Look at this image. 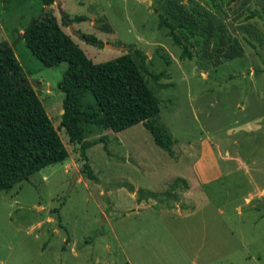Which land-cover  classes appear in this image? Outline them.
<instances>
[{"label": "rangeland", "instance_id": "1", "mask_svg": "<svg viewBox=\"0 0 264 264\" xmlns=\"http://www.w3.org/2000/svg\"><path fill=\"white\" fill-rule=\"evenodd\" d=\"M220 1L59 0L54 15L99 63L125 51L118 49L124 47L121 41L142 48L148 41L173 44L158 26L153 7L159 8L196 62L203 38L190 30L198 32L194 23L205 16L201 7L218 13ZM234 3L223 0L219 9V16L228 12L222 19L237 27L232 58L223 57L206 77L187 58L166 66L158 57L149 69H167L171 76L161 93L154 90L160 99L155 126L176 139L171 154L192 147H185L176 162L142 123L113 131L100 117L78 114L89 146L82 150L72 144L60 124L64 94L58 83L67 63L43 65L22 37L25 27L41 18L43 3L0 0V42L11 45L28 81L47 86L34 89L68 150L64 161L0 191V264H264V12L250 0L233 20L229 7ZM63 14L82 18L65 25ZM244 24L257 30L262 44ZM85 34L103 46L86 41ZM93 104L90 94L80 96L81 110H94ZM201 138L241 158L232 172L204 186L203 200L186 193L178 181L179 174L188 173Z\"/></svg>", "mask_w": 264, "mask_h": 264}, {"label": "trees", "instance_id": "2", "mask_svg": "<svg viewBox=\"0 0 264 264\" xmlns=\"http://www.w3.org/2000/svg\"><path fill=\"white\" fill-rule=\"evenodd\" d=\"M41 1L45 8L41 18L31 21L22 37L43 65L52 67L62 61L67 63L58 87L64 94L60 124L69 141L80 144L82 150L89 146L83 140L77 117L82 114L90 119L100 117L113 131L142 123L152 134L155 144L166 148L168 140L151 121V117L160 111L159 100L150 90L132 55L125 51L110 60L94 63L58 22L54 15L55 0ZM249 1L235 0L234 6L229 7L233 20L240 18ZM257 1L264 12V0ZM221 3L223 0L216 5L218 13L201 7V15L205 16L194 23L198 32L190 30L192 35L198 34L203 38L196 58V65L201 70L214 68L223 61V57L232 58L236 53L231 40L237 27L230 20L222 19L228 17V12L224 17L219 16ZM153 11L157 13L160 24L176 29L163 11L155 7ZM63 16L65 25L82 18ZM243 28L250 35L256 34L262 44V38L253 26L244 24ZM83 38L103 46L94 35L85 34ZM24 80L27 78L13 48L7 42H0V191L5 192L28 180L41 168L68 157V150L34 87L22 84ZM86 93L91 95L95 107L88 112L80 109V96Z\"/></svg>", "mask_w": 264, "mask_h": 264}, {"label": "crops", "instance_id": "3", "mask_svg": "<svg viewBox=\"0 0 264 264\" xmlns=\"http://www.w3.org/2000/svg\"><path fill=\"white\" fill-rule=\"evenodd\" d=\"M53 7L55 8V5ZM157 19H158V26L166 31V34L170 37L174 45L171 42H169V44L166 45V43L162 41L160 42L148 41L146 47L142 48V47H134L131 45V43H126L124 41H121L123 43L122 46H124L123 49H125V51H128L132 55V57L138 64L150 90L154 94L156 93L155 91L161 93L162 88L167 87L170 84L169 82H167L166 79L170 80L171 77L167 69L159 70L157 72L149 71V69H151V64L156 62V58L162 57L163 59L162 62L166 66H169V64L173 61V59L174 61L181 63L182 59L187 58L192 60V62L196 63L194 56L192 55L189 48L186 45H184L186 43L183 41L182 37L178 35V32L172 30L170 27L160 24L158 16ZM167 47L169 51L167 50ZM150 49L152 51H150ZM125 51H122V53ZM192 67H194L193 63H192ZM207 71L208 70H201V75L203 77H206L208 73ZM205 72H206V76H204ZM150 84H152L153 86H150ZM158 100L160 102L159 98ZM157 114L151 117V121L153 124L157 117ZM155 122L157 123V121ZM156 123L154 125H157ZM241 127L244 130L251 129L250 127L248 128L240 125L237 126V129H240ZM159 128L163 133V137L168 140L166 149L169 151L174 144L176 145V139L173 137L172 134L166 133L162 125H159ZM253 128H257V126H254ZM185 147L188 149L192 148L191 145L188 147L187 146H182L181 148L177 147L178 150L177 149L176 150L178 154H176L175 152L174 154H171L169 151V154L171 155L174 161L177 162L178 156H181V154L184 151L183 149ZM179 149L182 150L180 151ZM195 149H197L196 156L190 162L188 173L179 174L178 181H180L181 183V188L183 186V189L187 191L186 193H189V195L194 196L196 199L199 198L200 200L201 199L203 200L206 198L204 193V186L210 183L217 182L222 178H224L227 174L232 172V166L239 165L241 162V158L239 157V155H232L230 150L226 146L224 145L221 146L218 143H214L209 138H201L200 144L196 145ZM232 162H235V164H233ZM152 191L154 192V190H148L147 193L153 194ZM253 191L254 190L252 189V191L251 190L248 191L247 194H250V192ZM135 195H137V193L133 191L131 196L135 198L136 197ZM196 201L197 200H195V202ZM181 205L182 204H180V202L179 204H177V208L179 207L178 210L180 211L182 210L180 207ZM193 209H191V211H193Z\"/></svg>", "mask_w": 264, "mask_h": 264}, {"label": "water", "instance_id": "4", "mask_svg": "<svg viewBox=\"0 0 264 264\" xmlns=\"http://www.w3.org/2000/svg\"><path fill=\"white\" fill-rule=\"evenodd\" d=\"M142 1H144V2H148V1H150V0H142ZM55 4H59V0H55ZM106 45H108V44H106ZM111 46V45H110ZM118 49H123V47H119L118 46ZM22 84H30V85H32L34 88H42V87H44V88H47V86H43L42 84H40L39 82H36V81H28V80H24L23 82H22ZM63 112H64V110H63ZM76 177V175H73V178H75ZM73 180L74 179H72V182H73Z\"/></svg>", "mask_w": 264, "mask_h": 264}]
</instances>
